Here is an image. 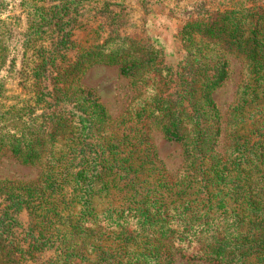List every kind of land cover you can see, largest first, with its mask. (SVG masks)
<instances>
[{"label":"trees","instance_id":"trees-1","mask_svg":"<svg viewBox=\"0 0 264 264\" xmlns=\"http://www.w3.org/2000/svg\"><path fill=\"white\" fill-rule=\"evenodd\" d=\"M253 1L261 4L230 12L233 20L241 19L236 26L225 22L205 32L214 40L224 38L226 49L235 48L244 59L251 85L244 104L256 115L242 118V125L249 120L263 128L251 129L252 138L241 141L235 135L228 162L211 155L220 130L209 92L227 75L224 61L212 62L203 94L205 112L192 113L189 173L175 181L165 176L145 137L131 145L117 142L120 133L129 135L128 127L109 128L106 112L89 93L76 99L62 92L73 82L60 73L58 58L66 50L62 42L46 48L43 31L34 54L29 45L23 49L30 58L4 84L24 96L7 115L11 125L0 124V149L8 148L25 165L44 163L46 171L21 189L0 181V264H264V0ZM209 20L198 22L200 28L206 30ZM130 68L120 66L119 73L128 75ZM182 75L180 93L195 95L190 85L196 71L184 69ZM4 84L0 92L6 91ZM62 103L78 107L31 129L34 120L51 108L61 105V110ZM34 109L45 111L35 116ZM181 115L165 130L167 139L181 141ZM75 121L78 137L68 136ZM61 135L62 150L56 146ZM49 147L51 155L44 160Z\"/></svg>","mask_w":264,"mask_h":264},{"label":"rangeland","instance_id":"rangeland-1","mask_svg":"<svg viewBox=\"0 0 264 264\" xmlns=\"http://www.w3.org/2000/svg\"><path fill=\"white\" fill-rule=\"evenodd\" d=\"M258 2L0 0V85L9 80L7 77L10 74L14 76L18 69H23L21 66L27 57L23 49L29 45L34 54L40 43L38 38L44 31L43 35L47 38L43 39V46L50 48L59 41L66 47L58 58L59 71L62 72V78L72 77L73 82L68 90L62 92L76 99L85 92L89 93L106 112L109 128L117 125L128 127L129 135L122 138L120 133L117 142L131 145L145 137L162 165L165 176L171 181L179 180L189 173L188 159L191 153L186 150V146L193 139L189 134L194 126L192 113L194 109L205 112L203 94L206 92L212 62H217V59L224 61L227 75L223 82L209 92L217 110L220 130L211 155H217L221 162H228L234 156L230 146L235 143V135V141H241L243 138H252L251 129L263 128L262 125L253 126L249 120L245 122L247 126L242 125V118L248 119L253 113L256 115V110L248 102L244 104L251 94L247 79L248 66L244 64V59L235 48L234 51L226 49L224 38L215 37L214 40L205 32L221 28L225 22L236 26L241 19L233 20L235 15L230 12L241 10L245 4H248L245 8L253 10ZM172 5L175 8L170 12L168 10ZM255 12L259 13L257 10ZM206 19H210L209 26L203 30L198 22ZM248 19L253 20V16ZM252 27L253 23L249 30ZM242 43L248 46L252 44L249 40H243ZM31 64H26L28 71L25 72L28 74ZM120 66L133 68H130L131 73L124 76L119 73ZM191 68L196 71V78L190 86H193L196 94L192 95L187 90L184 93L187 97H184L180 93L182 81L186 79L182 71ZM4 88L6 91L0 92V124L5 122V126H10L11 123L7 122L12 118L7 115L13 111L11 108L20 107L16 101L24 93L10 83L4 84ZM74 104L66 106L62 103L61 110H58L61 105L58 109L47 110L48 115L34 120L31 129L38 127L43 119L53 121L51 117L57 112L71 107L76 110L78 106ZM79 109L82 110L81 107ZM44 111L34 109L35 116ZM179 112L183 119L180 129L182 139L176 142L165 137V130L172 128ZM78 126L75 121L67 135L78 137ZM101 136L104 139L105 136ZM52 138H56L55 135ZM56 142V146H61L62 150V135ZM50 148L42 157L44 160L50 157ZM45 171L44 163L25 165L8 148L0 149L2 182H12L19 189L25 188L26 185L35 184Z\"/></svg>","mask_w":264,"mask_h":264}]
</instances>
